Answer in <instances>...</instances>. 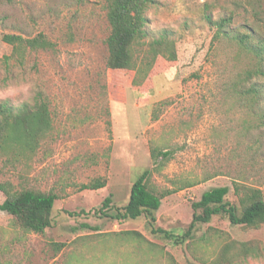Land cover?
Instances as JSON below:
<instances>
[{
    "label": "rangeland",
    "instance_id": "rangeland-1",
    "mask_svg": "<svg viewBox=\"0 0 264 264\" xmlns=\"http://www.w3.org/2000/svg\"><path fill=\"white\" fill-rule=\"evenodd\" d=\"M208 12L230 17L226 33L217 35ZM107 14V0H0V93L16 90L0 101L33 103L41 91L53 118L35 155L0 154V183L59 196L44 233L0 208V264H207L231 240L262 247L236 264H264V224L215 215L187 234L205 191L229 186L234 204L236 184L264 194V75L248 73L264 65V0H159L147 12L135 71L108 67ZM164 28L173 30L178 74L143 80L145 49ZM39 33L54 47L6 63L12 46L4 34ZM153 151L167 155L155 160ZM145 169L163 196L155 226L171 236L154 233L145 215L114 216ZM98 179L106 185L83 187ZM5 199L0 190V205Z\"/></svg>",
    "mask_w": 264,
    "mask_h": 264
},
{
    "label": "trees",
    "instance_id": "trees-1",
    "mask_svg": "<svg viewBox=\"0 0 264 264\" xmlns=\"http://www.w3.org/2000/svg\"><path fill=\"white\" fill-rule=\"evenodd\" d=\"M108 20L111 31L107 38L109 49L108 67L112 70L136 69V55L139 47L144 44L148 35L147 12L159 4V0H107ZM207 22L217 29V35L226 33L230 17L214 19L211 13H206ZM172 29L164 28L157 32V36L148 42L146 71L143 80L158 74H164L172 79L178 74L179 55L176 44L171 38ZM5 42L12 46L10 55L4 60L9 65L12 59L24 64L27 54L39 49L54 47L44 33L34 37L22 34H4ZM258 55L264 61L261 54ZM248 73L264 75V65L261 62L257 69ZM142 82L134 80V84ZM251 92L260 95V89L252 87ZM53 129L50 103L43 92L38 91L33 103L15 105L10 99L0 101V154L10 157H32ZM160 155H167L153 151L156 160ZM151 172L145 169L134 181L128 202L118 208L115 217L118 219H137L143 215L149 218L154 233L170 232L163 228H156V211L162 204V195L157 194L150 186ZM106 185L104 180L84 184V188L99 189ZM0 190L6 199L0 208L10 213L28 231L44 233L53 222V209L58 195L53 192L23 188L16 190L11 182L0 183ZM239 193V204L227 200L229 186H218L203 193L200 200L193 202L195 210L193 221L187 234L191 233L198 222H210L215 215L227 216L233 225L259 228L264 224V194L262 189L254 186L236 184ZM112 199L108 196L104 201V208L110 207ZM262 247L252 241L239 242L231 240L225 244L218 256L207 264H236L239 259L260 256Z\"/></svg>",
    "mask_w": 264,
    "mask_h": 264
},
{
    "label": "clouds",
    "instance_id": "clouds-1",
    "mask_svg": "<svg viewBox=\"0 0 264 264\" xmlns=\"http://www.w3.org/2000/svg\"><path fill=\"white\" fill-rule=\"evenodd\" d=\"M16 90H9L8 93H0V96H3L5 94H14Z\"/></svg>",
    "mask_w": 264,
    "mask_h": 264
}]
</instances>
